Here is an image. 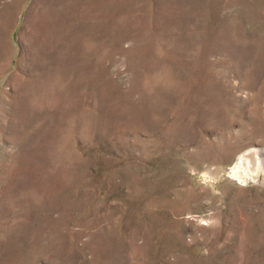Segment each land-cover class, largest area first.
<instances>
[{"label":"rangeland","instance_id":"rangeland-1","mask_svg":"<svg viewBox=\"0 0 264 264\" xmlns=\"http://www.w3.org/2000/svg\"><path fill=\"white\" fill-rule=\"evenodd\" d=\"M255 151L264 0H0V264H264Z\"/></svg>","mask_w":264,"mask_h":264},{"label":"bare ground","instance_id":"bare-ground-1","mask_svg":"<svg viewBox=\"0 0 264 264\" xmlns=\"http://www.w3.org/2000/svg\"><path fill=\"white\" fill-rule=\"evenodd\" d=\"M250 157H254L256 160V162L258 161V162H260V164H262V162L264 161L263 160V158L261 157V153H260V151H255V152H253V154H250V153H248V154H246L244 157H243V160H245L247 163H248V167H251V165H250V161H249V158ZM258 167V166H257ZM241 169V168H240ZM252 169V168H251ZM250 169V170H251Z\"/></svg>","mask_w":264,"mask_h":264}]
</instances>
